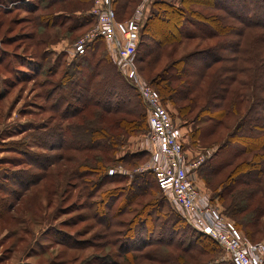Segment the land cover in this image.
I'll list each match as a JSON object with an SVG mask.
<instances>
[{
	"label": "trees",
	"instance_id": "trees-1",
	"mask_svg": "<svg viewBox=\"0 0 264 264\" xmlns=\"http://www.w3.org/2000/svg\"><path fill=\"white\" fill-rule=\"evenodd\" d=\"M21 1L0 0V8L17 6L0 12H24L33 29L48 32L57 28L65 33L61 39L71 43L90 29L79 28L84 27V20L92 19L89 11L94 0H28L24 5L18 3ZM131 3L135 0H113L116 16L126 12ZM153 9L141 29L144 50L141 47L140 54L144 53L137 59L138 70L164 103L172 105L182 120L195 124L192 135L197 143H207L218 129H227L219 148L234 149L208 172L206 181L215 195L209 196L210 203L224 207L236 224L231 221L233 226L248 238L254 237L264 218V111L258 110L264 104V0H180L179 4L159 0ZM81 11L88 15L78 23L81 18L76 13L83 14ZM75 32L81 33L70 39L68 34ZM150 32L152 36H147ZM43 40L34 45H51ZM196 40L200 47L183 55L168 52V63L160 67L168 45L176 48ZM101 41H92L84 54L65 64L56 81L55 68L48 70L40 63L47 52L43 58L40 51L27 54L30 63L37 66L35 71L47 70L39 89L45 102L40 108L43 114L48 113L49 122L41 130L31 124L29 129L42 133L45 140L36 141L44 149L62 151L63 155L74 153L72 158L66 157L74 164L67 176L72 175L81 192L91 185L88 199L100 196L89 207L101 228L99 236L105 239L100 246L113 251L106 260L101 257L105 261L96 263L215 264L220 245L172 210L153 172H136L149 154L135 152L116 158L125 138L148 133L147 108ZM206 41L215 43L204 44ZM1 49L0 62L4 55ZM30 75L32 80L36 78ZM48 140L53 143L46 144ZM113 164L132 171L133 179L128 185L105 189L109 183L129 180L127 174L109 175V170L117 167ZM243 171L247 175L243 176ZM42 177H34L30 184ZM113 237L115 240H110ZM84 244L76 239V244L62 245L84 249Z\"/></svg>",
	"mask_w": 264,
	"mask_h": 264
},
{
	"label": "rangeland",
	"instance_id": "rangeland-1",
	"mask_svg": "<svg viewBox=\"0 0 264 264\" xmlns=\"http://www.w3.org/2000/svg\"><path fill=\"white\" fill-rule=\"evenodd\" d=\"M23 1L25 0H22V3ZM143 1L135 0V3L128 4L125 9L126 12L117 16L119 17L118 20L125 21L133 17L143 4ZM156 1L158 2L159 0H149L144 5L141 29L147 17L156 10L153 9ZM165 1L175 4L180 3V0ZM79 7L82 8V6ZM14 8H17V6H11V8L4 6V8L1 7L0 9L1 11H6L8 9L14 10ZM84 13L85 11L83 14H80V12L76 13L81 18L78 23H81L83 18L88 15V12ZM131 14L132 16L129 17ZM89 15L92 19L83 21L84 27L79 28L81 31L95 27L96 18L92 13V8L89 11ZM26 17V13H18L17 10L11 14L9 12H0V49L2 48L1 50L4 53L0 62V264H97L96 261H105L109 251H113L110 248L100 246L105 239L102 237L103 235L101 236L102 239L99 236L101 228L97 225V221L93 218V210L89 207V203L100 200L99 194L94 197L95 200L88 199L87 191L91 185L88 190L81 192V188L76 185V181L71 179L72 175L69 177L68 174L67 176V171L72 173L74 164L66 161V157L72 158V156H75L74 153L66 152V155H63L62 151L44 149L36 141V139L45 140L42 133L29 129V124H31L35 129L41 130L49 122L47 119L48 113L43 114L40 108V106H44L45 102L39 89L41 82L45 80L43 75H45L44 72H47V70L41 68L42 70L39 72L38 70L35 71L34 68L37 66H34L33 62L30 63L27 54H37L40 51L43 58V55L47 52L46 59L40 60V63L50 68L48 70L55 68L53 80H60L65 64H71L77 58L70 53L74 42L71 43L69 39L62 40L61 38H63L65 33L57 28L50 29L48 32L33 29L26 22ZM80 33L75 32L71 36L68 34V37L74 39ZM147 36H152L151 32ZM40 39L46 40L51 45L43 47H40V44L34 45ZM142 41L143 35L140 36L137 46L136 63L140 55L144 53L142 51L140 54V48L142 47L141 49L144 50ZM101 42V44L105 45L107 52H109L110 49L106 43L104 41ZM214 43L215 41H206L204 44ZM200 45L201 42L199 40L185 41L184 44L176 48L174 45H168L163 51L160 67L168 63V52L176 51V55H183L190 53L200 47ZM194 62L192 61L193 66H195ZM115 66L140 95L138 89L132 84L131 78L122 72L116 64ZM137 68L139 69L138 63ZM160 69L158 68L157 71ZM31 73L36 77L34 80H32ZM139 74L152 87L147 81L146 75L140 71ZM245 95H248V93H245ZM164 104L183 133L186 153L192 159L196 157L204 158L203 163L194 171L193 178L196 184L207 196H215L212 191L213 187L210 186L211 183H208L209 181H206V178L209 177L208 172L221 163L223 156L234 149L231 147V150L226 146L223 149L219 148V145L227 137V129H218L214 135L212 134L208 137L207 143L201 141L197 143L195 139L197 137L192 135L195 124L182 120L172 105ZM258 110L259 112L264 111V104H261ZM205 124L209 125L210 123ZM146 135L125 138L122 141L124 145L119 147L115 156L118 158L127 153L145 152L149 155L143 159L140 169L136 172L145 171L152 173L148 169L144 170L152 158L145 146ZM52 143L49 140L46 142V144ZM22 154L25 155L23 156ZM263 162L264 160L261 164ZM115 165L117 166L115 170L113 169L115 173L127 174L129 180L127 182L123 180L109 183L105 189L128 185V182L133 179L132 171L113 164V166ZM43 167H46L45 170L42 169ZM133 168L131 170H134ZM111 171L109 170V175ZM243 172V176L247 175L245 171ZM239 173V175H242V172ZM41 175L43 177L40 181L36 184H30L34 177L38 178ZM154 178L156 180V175H154ZM154 178L151 181L155 185ZM211 181L214 182L215 179ZM215 209L219 210L224 217L229 218L225 214L224 207L216 206ZM172 210L174 209L172 208ZM174 212L183 219L180 213L175 210ZM229 220L233 222L230 218ZM261 222L263 229H258L256 236L248 238L246 234H243L252 244L264 241V218L261 219ZM233 223L235 224V222ZM191 227L193 228L192 225ZM76 239L85 242L83 245L84 249L62 245L63 242L68 245L76 244ZM110 240L115 239L113 237ZM89 243L92 244V247L88 246ZM219 247L221 253L215 264H230L231 262L226 257L224 249L221 246ZM101 257H104L105 260H101Z\"/></svg>",
	"mask_w": 264,
	"mask_h": 264
},
{
	"label": "built area",
	"instance_id": "built-area-1",
	"mask_svg": "<svg viewBox=\"0 0 264 264\" xmlns=\"http://www.w3.org/2000/svg\"><path fill=\"white\" fill-rule=\"evenodd\" d=\"M148 1H143L133 17L120 21L113 8V0H94L92 13L96 18L95 27L74 43L70 53L74 56L84 54L88 44L96 39L106 43L112 61L131 78L147 108L149 131L145 146L152 158L144 170L148 169L156 175L158 185L171 207L196 231L213 238L233 264H264V241L258 244L249 242L228 218L211 205L209 196L196 184L194 171L204 158L189 157L183 145L181 129L159 94L139 74L137 46L144 5ZM110 173L114 174L115 171Z\"/></svg>",
	"mask_w": 264,
	"mask_h": 264
}]
</instances>
